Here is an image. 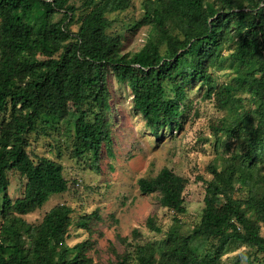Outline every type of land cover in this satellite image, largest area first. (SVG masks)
<instances>
[{
	"label": "trees",
	"instance_id": "1",
	"mask_svg": "<svg viewBox=\"0 0 264 264\" xmlns=\"http://www.w3.org/2000/svg\"><path fill=\"white\" fill-rule=\"evenodd\" d=\"M134 3L0 0V264H228L223 257L241 247L264 253V0H143L135 26L148 27L145 44L124 53L108 14ZM217 70H228L230 80L216 85ZM111 80L130 90L157 138L184 129L187 92L206 86L227 111L214 143L223 134L237 149L206 181L203 213L189 232L181 218L187 179L168 167L140 178L143 193L160 194L172 224L164 230L149 217L147 226L165 237L130 243L103 263L87 255L88 240L67 243L72 207L58 204L39 223L24 216L70 189L60 162L31 156L33 136L64 130L72 157L95 168L104 145L112 152ZM15 172L24 188L12 199L6 192ZM94 219L97 213L79 215L76 225L90 230Z\"/></svg>",
	"mask_w": 264,
	"mask_h": 264
},
{
	"label": "rangeland",
	"instance_id": "2",
	"mask_svg": "<svg viewBox=\"0 0 264 264\" xmlns=\"http://www.w3.org/2000/svg\"><path fill=\"white\" fill-rule=\"evenodd\" d=\"M143 0H135L134 6L124 11L108 14L113 20L114 30L121 32L124 53L140 50L146 41L148 27L135 26ZM78 30V25L73 26ZM228 70L215 72L216 85L230 80ZM112 84V152L104 145L98 167H91L86 159H76L67 146V133L51 131L31 139V156L35 159L48 157L64 166L70 189L66 193L53 195L42 208L26 216L30 223H39L45 214L58 204L74 209V225L70 228L68 244L88 240L92 249L87 253L95 262H107L116 258L115 251L122 253L132 249L130 243L144 244L160 240L163 233H156L147 226L149 217L167 230L172 224L173 213L160 203L158 192L145 194L139 188V179L154 178L164 168L173 169L188 181L184 197L187 212L181 217L183 229L190 231L200 221L204 209L206 181L213 178V169H222L224 159L236 149L234 138L221 134L222 142L214 143V128L221 124L227 111L215 99L207 96V87L196 83L187 92V120L184 129L164 131L157 138L146 126V120L132 107L130 90ZM243 100L250 106L249 95ZM24 180L17 172L12 173L7 194L15 199L23 194ZM97 213L99 219L91 222L90 230L76 225L79 215ZM0 217V222H1ZM138 230L141 237H133ZM264 236V226L262 228ZM128 237V240H124ZM223 261L228 264H264V253L241 247L226 254Z\"/></svg>",
	"mask_w": 264,
	"mask_h": 264
}]
</instances>
